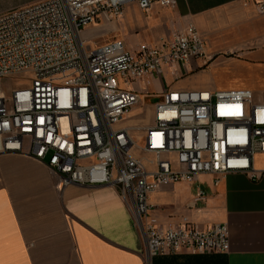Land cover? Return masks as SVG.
<instances>
[{"label": "built area", "instance_id": "obj_1", "mask_svg": "<svg viewBox=\"0 0 264 264\" xmlns=\"http://www.w3.org/2000/svg\"><path fill=\"white\" fill-rule=\"evenodd\" d=\"M130 4L148 11L177 0H37L0 15V155L39 161L63 187L113 188L134 216L148 262L180 252L226 254V224L202 230L184 218L160 227L149 197L188 183L195 207L210 198L204 176L214 187L230 173L259 179L264 99L247 89L167 90L147 105L132 87L207 58V44L188 23L135 51L122 40L85 45L87 27L119 21ZM258 7L264 13V3ZM149 107L151 124L125 125L134 109L144 108L143 117Z\"/></svg>", "mask_w": 264, "mask_h": 264}, {"label": "crops", "instance_id": "obj_2", "mask_svg": "<svg viewBox=\"0 0 264 264\" xmlns=\"http://www.w3.org/2000/svg\"><path fill=\"white\" fill-rule=\"evenodd\" d=\"M258 3L264 0H177L174 8L154 5L148 11L130 4L119 21L95 24L81 37L94 34L93 47L122 40L135 51L194 23L207 44V58L166 69L162 79L149 77L132 88L146 99L198 88L247 89L259 96L264 93V13ZM201 69L202 77L195 79ZM125 125H131L130 119ZM255 168L259 179L230 173L217 187L212 176L202 177L210 198L195 207L194 185L153 192L152 217L160 227L177 226L184 218L202 230L226 224L230 251L180 252L148 262L134 216L113 188L63 187L62 178L39 161L0 155V264H264V155L255 158Z\"/></svg>", "mask_w": 264, "mask_h": 264}, {"label": "rangeland", "instance_id": "obj_3", "mask_svg": "<svg viewBox=\"0 0 264 264\" xmlns=\"http://www.w3.org/2000/svg\"><path fill=\"white\" fill-rule=\"evenodd\" d=\"M27 1H29V0H0V13L9 12V11L15 10V9L21 7L22 4L27 2ZM137 19H139V18H137ZM139 20L142 21L141 19H139ZM89 27H91L90 29H94L95 25H91ZM101 28H105V27H101ZM82 34H81V36H82ZM92 36H94V34L90 35L87 39H82V41L85 43V45L88 48H94L93 44L89 42V40L93 38ZM140 38H141L140 35H136V40L137 41ZM94 46H96V45H94ZM203 71H204V69H201V72H199L197 75L195 74L196 76H198V77H195V79L201 78L203 73H204ZM199 83H202V82H199ZM193 90L194 91H211L210 89H206V88H198V89H193ZM257 97L260 98V99H264V93L260 94ZM159 100H160V98H149V99H146L145 102L147 103V105H150L152 103L158 102ZM150 108L151 107H149V109H147L149 114H147V116L145 115L143 117H140L139 115L143 114L144 108H142L143 110L142 109L140 110L139 108L134 109L132 111L131 116H130L131 125L138 126V125H142V124L152 123L153 122V117H152V114H151L152 111H151ZM137 134H138V132H137Z\"/></svg>", "mask_w": 264, "mask_h": 264}]
</instances>
